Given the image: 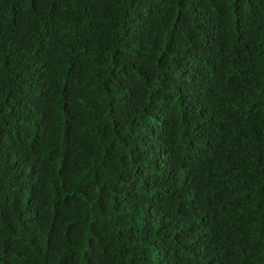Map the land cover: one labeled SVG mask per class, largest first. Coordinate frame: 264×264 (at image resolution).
Returning a JSON list of instances; mask_svg holds the SVG:
<instances>
[{"label": "trees", "instance_id": "1", "mask_svg": "<svg viewBox=\"0 0 264 264\" xmlns=\"http://www.w3.org/2000/svg\"><path fill=\"white\" fill-rule=\"evenodd\" d=\"M0 264H264V0H0Z\"/></svg>", "mask_w": 264, "mask_h": 264}]
</instances>
